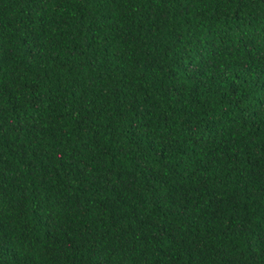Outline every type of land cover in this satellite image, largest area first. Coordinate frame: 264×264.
<instances>
[{"label":"trees","instance_id":"obj_1","mask_svg":"<svg viewBox=\"0 0 264 264\" xmlns=\"http://www.w3.org/2000/svg\"><path fill=\"white\" fill-rule=\"evenodd\" d=\"M0 264H264V0H0Z\"/></svg>","mask_w":264,"mask_h":264}]
</instances>
